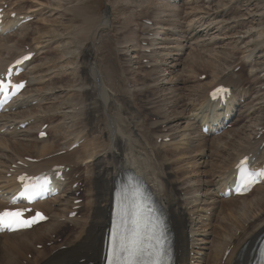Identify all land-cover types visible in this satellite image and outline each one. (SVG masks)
<instances>
[{
    "label": "rangeland",
    "instance_id": "rangeland-1",
    "mask_svg": "<svg viewBox=\"0 0 264 264\" xmlns=\"http://www.w3.org/2000/svg\"><path fill=\"white\" fill-rule=\"evenodd\" d=\"M5 1L21 13L35 14L34 21L25 25L24 30L19 29L20 31L13 32L10 36L0 38V46L6 44L7 49L13 46L15 51H18L16 47L27 45L30 46L31 51L37 53L35 62L29 65L24 75L30 83V88L19 102L23 104L28 99H36L37 105L0 119V128L25 119L33 120V124L24 131L0 136V178L9 165L24 157L43 158L40 162L42 163L66 156L68 160L66 164L70 163L68 165L74 167L70 176L75 180L80 179L84 184L80 189L81 195H86L85 192L83 193L87 191L85 179H88L87 182L90 184L88 191L91 193L92 180L90 179L93 177L94 161L96 158L105 157L107 153L113 151V148L112 141L105 137L99 125L94 123L97 128L95 132L88 133L85 129V111L88 108L93 109L95 106L93 104L96 102L100 104L97 98L86 101L80 97V93L88 89L82 86L79 75L82 66L79 55L86 47L83 56L87 55L94 61L95 66L93 62L89 63L90 66L95 69L97 67L99 85L103 88L104 97L107 95L110 97V99L107 98L106 103L113 100L112 97L117 91L123 95L127 92L123 96L125 98L123 102L125 104L129 102V112L139 113L144 108L141 111L146 115H142L138 123L153 137V142L146 143L145 147H154V143L159 146L157 151L163 157L161 165L162 167L166 165L168 168L166 170L171 173V180L175 184L185 218L192 225L188 230L192 234H187L188 243H197L195 250L202 251L200 252L202 255L197 256L189 253V258L201 259L204 253L208 252L203 248L210 247V240L218 241L217 236L225 234L222 231L218 232L217 227L215 231V226H220V229L230 227L226 226L230 222L223 220L224 214L228 213L226 209L223 214L210 210L216 205L213 204V199L221 200L216 195L218 184L223 179L220 172L227 174L230 165L227 160L234 156V150L237 149L240 153L245 152L243 149L251 144L256 147L252 141V135L255 132L252 124L264 126V0ZM158 3L164 5L161 11L158 10ZM171 8L180 14L174 15ZM86 17L92 18L96 23L88 29L87 35L80 36L78 33L86 25L83 24ZM148 20L151 24L146 23ZM100 21H103V24H100ZM113 28L115 31L112 33ZM109 33H112V36H108ZM137 40L138 43L142 41L137 44ZM109 42L112 43V47L107 46ZM7 49L2 55L8 59L13 53ZM193 51L200 52L206 60L210 56L211 63L205 60L209 62L208 67L192 68L189 65L188 54ZM207 51L212 53L209 55ZM115 54L117 60H115ZM108 55L117 65L113 86L107 82L106 74L100 73L101 69L105 71L106 63L103 57ZM6 63L8 64L7 61L2 60L3 65ZM2 64L1 67H3ZM84 64H87L86 61ZM222 65L224 66L221 67ZM233 66L239 70L227 68ZM228 72L234 75L233 83L238 84L235 114L229 123L233 125L234 130L229 135L216 136L218 141L215 140V143H212L211 140L214 139L212 136L203 138L197 134L198 123L197 120H193L191 114H197L200 117L203 106L199 104L202 103L207 90L204 88L221 83L219 77L227 76ZM199 74H205L202 76L207 78L204 86L200 85L204 84L205 80L200 81L199 77H196ZM238 75H242L241 79ZM93 88H97L95 84ZM202 91L203 94H199ZM240 95L243 97L240 98ZM148 101H151V104ZM194 103L196 105H193ZM114 105L118 108L119 104L116 102ZM204 105L209 108L207 100ZM213 108L212 106L211 110ZM119 111L120 114L112 111L111 113L114 114L109 118L114 121L118 114V117L125 119L121 109ZM47 118L51 119L46 120ZM238 120L241 122H237ZM36 121L49 125L46 130L49 138L45 140V143L34 142L39 124ZM250 129V135L252 134L249 139L250 144L246 143L247 138H244L243 144L242 138L246 133L247 137L249 136ZM106 130L111 131L112 124ZM133 130L138 132L135 127ZM230 130L231 128L227 131ZM240 131V138H235V141L238 140L242 142L241 144L237 141L235 148L230 147V143L224 144ZM160 135H168L167 139L170 140L157 143L155 138ZM74 139L83 141L80 148L58 157L44 159L67 150ZM124 141L123 147L127 148ZM161 145L163 146L160 147ZM138 146L142 149L135 157L132 154ZM202 146L206 148L201 149ZM145 150L135 142L132 151L127 150L125 154L140 158L145 155L143 154ZM42 154L45 155L42 157ZM89 154L92 157L84 161V155ZM147 154L150 156L149 153ZM150 158L152 159L151 156ZM54 162L59 161L54 160L50 163ZM105 163L107 164L108 161ZM132 170L136 171L134 168ZM149 173L151 174V171ZM261 198L264 199V189L257 191L244 203L242 200L234 202L236 208L233 209V215L242 221L240 229L248 225L241 217L243 204L251 205L258 200L261 201ZM83 201L79 215L65 223L68 230L73 229L75 225L85 224L86 217L89 215L87 212L89 203L85 201V197ZM56 204L58 203L49 204L47 208L56 210L58 215L65 214L62 204ZM217 207L221 206L218 204ZM63 222V217L54 216L49 226L44 228L46 234L41 230L42 237L47 235L46 238L41 239L42 241L26 235L29 241L36 242L32 243L29 251L24 244L21 246L22 251L19 246L14 248L16 253L21 251L20 256L18 255L19 264L31 261L36 252L45 250L51 253V243H55L57 248L61 245L60 248L63 249L61 240L64 235L60 233L54 237L55 235L50 234V230L54 228L50 224L63 225ZM210 225L217 236L213 234L214 237H210ZM10 252L8 251L9 254ZM212 252L215 255L211 254V259H214L217 251L212 250ZM188 264H194V262H188Z\"/></svg>",
    "mask_w": 264,
    "mask_h": 264
},
{
    "label": "bare ground",
    "instance_id": "bare-ground-1",
    "mask_svg": "<svg viewBox=\"0 0 264 264\" xmlns=\"http://www.w3.org/2000/svg\"><path fill=\"white\" fill-rule=\"evenodd\" d=\"M158 4H159L158 10L161 11L162 8L164 7V5L162 3H158ZM171 10L174 13V15L180 14V13H177L175 11V9H173V8H171ZM20 14H21V12H20ZM25 14L35 16V14H33V12H27ZM103 21H100L101 22L100 24H103ZM83 22H84L83 24H86V25L78 33V35H80V36L87 35L88 29H91L94 26V24L96 23V21H94L90 17H86L85 21H83ZM12 23L13 22L5 21L4 25H1V27H0V38L7 37V36H10L13 34V26L15 23L14 24H12ZM6 24H8L9 26H7ZM26 26H23L20 30H24L25 29L24 27H26ZM128 30H130V28ZM114 31H115V29L113 28L112 33ZM112 33H109L108 36H112ZM140 42L138 43V40H137V44H140ZM0 43H1V41H0ZM5 45L6 44H3L0 46L1 47L0 48V57H1L0 58L1 59L0 60V71L3 70V68L7 64L6 63L3 65L2 60L3 61L5 60L8 62L14 56H16L17 54H21L23 51V46H20V48L16 47L18 49V51H15V48L13 46H11L9 49H7L5 47ZM107 46L112 47V43L109 42V44ZM6 49L9 50V52L13 53L12 56L8 59L4 58L2 55L3 51H6ZM85 49H86V47L84 48V50H82L81 54L79 55V60L81 61V64H82V66L79 70V75H80V81H81L82 86L87 87L88 89L82 91L80 93L81 94L80 97H81V99L84 98L86 101L96 100V98H97L99 100V103H100L99 105L96 104L97 102L94 103L93 106L94 105L95 106L94 107L92 106L93 109L88 108L87 111H85V113H84L85 129H86V132H88V133L95 132L97 128L94 125V123L99 125L101 127L102 132L105 133V135H106L105 137H107V139L110 138L109 141H112V148H113L112 150L113 151L112 152L108 151L110 153H107L105 157L96 158L94 161V164L92 162L93 171H94V172H92L93 177H92V179H90V180H92L91 181L92 185H91V189H90L92 194L89 193V191H88V188H90L89 187L90 184H88V182H87L88 179H85L84 183L86 184V187H87V191H83V193L84 192L86 193L85 196L81 195L80 197H76L77 192L71 191V189H68L67 191H65V195H63L64 193L62 190L63 194L61 193L62 194L61 196H58L57 198H55L53 200L45 201V202L38 204V208L40 210H42L48 217L51 216L53 218V216H56L57 218H60V217L64 218L66 215H68L71 212L70 209L73 206V205H71V203H73V201H76V200H81L85 197V201H87L89 203V206L87 208V212H89L88 213L89 215H87V217H86L87 220H86L84 225H81V226L75 225V226H73V229H71V230L67 229V227L65 225L66 222H63L64 223L63 225L62 224H50V225H53L54 228L57 226L55 229L52 228L50 230V234L57 236L61 233L64 235L63 240H61V241L63 242L62 246L65 247V250H63V251L60 250L61 245L58 246V248H57L55 243H53L52 248H51V253H47V252H45V250L40 251V252H36L35 256H33L32 260L26 262V264H100L103 239L105 236V231L108 228L107 224L109 223V219H110V211H111V202H112L113 191L115 190L117 182L124 179V177L127 175H132L134 177H137L140 181L144 182L147 193L150 194L154 204L161 211V213L163 215L164 223L166 225V229L168 230V232L170 233V235L172 237V242H171L172 249H173V251H172L173 255H171V258H172L171 263L172 264H188V262H190V261H193L194 264H233V263H235V264H247L248 259H249V255L253 249L255 242L257 241V239L262 234H264V201H263L264 199L261 198V201L258 200V201H256V203H253L251 205L243 204V208L241 209V211H242L241 217L244 219L243 220L244 222L248 223V225L245 228L242 227L241 229H240V227H241L240 222H242V221L236 219L233 215V211H234L233 209L236 208V206L234 205V202L236 200H242L244 203V201H246L249 197H252L255 193H257V191L264 189V183L261 186L256 187L251 192V194H249L246 197H237L235 199L231 198L230 200L229 199L228 200L222 199L219 201L218 200L216 201L215 199H213L212 202H213V204H216V205L212 206L210 208V210H213L214 213L219 211L220 213L223 214L225 212V209H226V211L228 213L224 214L223 220H225V222H227V221L230 222L229 225H226L227 227L228 226H230V227L228 229L225 227L224 228L221 227L222 229H220V226L219 227L215 226V228H214L215 231H216V227H217L218 232L222 231L223 234L225 233L223 236L222 235L217 236V234H214L215 232H213V230H212V227H211L212 225H210V229H211L210 237L211 236L214 237L213 236V234H214L218 237L219 240L218 241H213L212 239L210 240V242H209L210 247L203 248L204 250L207 249L208 252L204 253V256L203 257L201 256L202 257L201 259L200 258H198L196 260H194V258L189 259V253H194V255L197 256V255H202V253H200L202 251L199 252V251L195 250L194 247L197 245V243H188L187 234H192V232H188V230L190 229V227L192 225H190V223L185 218L184 210L180 205L181 201L177 197V194H176L175 184L171 180L172 179L171 173L168 170H166V168H167L166 165L164 167H162V165H161L163 157L157 151L159 146H157V144L154 143L153 144L154 147H151V148L145 147L146 143L150 144V142H153L152 141L153 137H152L151 133H149L147 130L142 128L138 123V122H140L141 116L146 115L144 112L141 111L144 108L141 109L139 111V113L129 112V109H130V106L128 105L129 102L127 101L128 104H125L123 102V99H125L123 96H125V94L127 92H124V95H123L119 91H117L115 93V95L112 97L113 100L110 102L108 101L109 103H106L107 98L110 99V97L108 95L104 97L103 88L99 85V80H98L99 73L96 70L97 67L95 69L93 66L89 65L90 62L94 63V61L91 58H89L87 55L83 56V52H85ZM207 53L209 54L212 52L207 51ZM107 54H108V51H107L106 55ZM109 55H108V57L107 56L103 57L105 59L104 63H106L104 65L105 71H103L101 69L100 73L101 74L105 73L107 76V82L110 83L111 86H113V82H115V80H116L115 74H116L117 65H116L115 61H113L111 59L112 57L109 58ZM188 55H189L188 56V63H189V65H191L192 68L208 67L209 62H210L209 61L210 56L206 60L205 58L202 57L200 52H196V51H193V52L189 53ZM213 56H215V55H213ZM116 57H117V55L115 54V60H117ZM214 58H216V57H214ZM205 60L209 61V62H206ZM85 61L87 63L86 65L84 64ZM1 64L3 67H1ZM94 66H95V63H94ZM223 66L224 65H222L221 67H223ZM26 68H27V66H26ZM227 68L230 70H233L235 68V66L227 67ZM102 71H103V73H102ZM202 75H205V74H199L196 77H200ZM238 77H240V79H241L242 75H238ZM219 78L223 83H226V85H233L234 87L236 85H238V84L233 83V81H232L234 76L232 78H223V77H219ZM206 80H207V78L205 79L204 84H201L200 86H204L206 84ZM94 84L97 88H93ZM217 84L218 83H215L214 86H212L210 88H207V87L204 88L207 90H205L203 99L201 101L202 103L199 104L201 107L203 106V108L199 114L200 117L197 114H193V113L191 114V116H193V120L194 121L197 120V123H198V126H197L198 133L197 134L203 138H204V135L201 132L202 126L211 124V126L208 129V134H211V132H214V131L223 130L222 125H223V122L225 121V118H222L221 116H223L224 114L222 115V114L214 113V112H216V109L213 108L212 112L208 115L207 109H211L212 106L209 105V108H207L204 105V102L207 100L206 92L208 90H211L212 88H214L215 85H217ZM89 86H91V88ZM26 93H24V94H26ZM199 94H203V91L200 92ZM116 102L119 104L118 108H116V106L114 105ZM231 102H233V101L231 100ZM148 103L151 104V101H148ZM85 105L87 106V104H85ZM193 105H196V104L194 103ZM120 109H121L122 113L124 114L125 119L120 118V116L118 117V114H117V119L114 121L112 120V118L111 119L109 118L111 115H113L115 113V111H117L120 114L121 113L119 111ZM112 111L114 113H111ZM138 114H139V118H138ZM101 116H102V118H101ZM187 117L189 118L190 115ZM99 118H101L100 121H98ZM137 118L139 121L137 120ZM50 119L51 118H47L46 120H50ZM134 121H136V123ZM238 122H241V121L239 120ZM110 124H112V130L111 131L106 130V128H108ZM39 126H41L40 123L38 124V127ZM131 126L133 128L135 127V129L138 130V132L137 131L134 132V130H133V128H131ZM257 126H259V125L255 124V123L252 124V127H254V130L256 129ZM85 129H84V131H85ZM232 130H234V129L231 128L230 131L222 133V135H229L230 132H233ZM252 130H253V128H252ZM254 130L252 132H254ZM250 132H251V129L249 131L248 137H247V135H248L247 133L245 135L243 134L244 135V137L242 138L243 144L245 143L244 138H247L246 143L247 144L249 143V139L252 135V134L250 135ZM240 133H241V131L236 132V134H235L236 136L234 134H232V135H234V137L231 136L230 140L227 142H224V144L230 143V147L235 148V144H237L239 142L238 140H237L238 142L235 141V138H238L240 136ZM36 135H37V133H36ZM36 135H35V138H36ZM167 136L168 135L157 136L155 138V141L158 137H167ZM252 137H253V135H252ZM212 138H214L211 140L212 143H215V140L218 141V139H216L217 137L212 136ZM77 140H79V139H74L72 144ZM123 140H125L124 142H125L127 148L123 147ZM1 141H3V140H1ZM200 141H202V139H200ZM34 142H36L37 144L45 143V141L38 142L35 139H34ZM135 142H137L141 147H143L144 150L146 149L145 150L146 152L143 153V154H145L144 155L145 157L144 156L140 157L138 155L140 158H135V157H137L136 156L137 153H139L138 151L140 149H142L139 146L137 149H135L136 153L133 152V154H132L135 157L125 154V152L127 150L132 151V147H134ZM212 143H211V145H212ZM239 143L241 144L242 142H239ZM202 144H204V143H202ZM256 144L258 146L259 142ZM162 146L163 145H161L160 147H162ZM205 148H206V146H202L201 149H205ZM224 148H225V146H224ZM226 150H228V149H226ZM244 150H245V152H247L249 150V147H246L245 149H243V151ZM234 151H235L234 156L229 157L227 160L228 164L232 165L233 161H235L237 158L239 159L244 154V152L238 153L237 149ZM43 152H44V150H43ZM122 153L125 155H123ZM140 153H142V152H140ZM147 153L150 154V156L152 157L153 160L150 158V156ZM44 155L45 154H42L41 156L43 157ZM84 156H85L84 161H86V160L90 159V157H92V155H90V154L84 155ZM65 157L54 159V160L59 161V162H54L52 164L50 162H52L54 160H51L50 162L47 161V162H42V163L34 165V166H30L29 170L34 169L35 172L33 174H38L43 169L45 170L54 164H57V163L61 164L64 162L67 163L66 161H68V160H66ZM154 157H155V159H154ZM33 159H34V157H33ZM105 161H108V163L106 164ZM68 164H70V163H68ZM231 165H230V167H231ZM153 166H154V168L152 169ZM91 167H92V165H91ZM230 167H228V168H230ZM133 168L136 171H133L132 170ZM150 171H151V174L149 173ZM220 174L223 177L225 175V179L223 180L224 184L221 183V184H223V187H224L230 181V176L226 175L223 171H221ZM80 183H81V181L78 180V184H80ZM14 185H15V176H13L12 180L11 179L8 180L6 185L4 184V185L0 186L1 194L3 195L5 193V191L7 190V188L13 187ZM80 187H82V186H80ZM262 201H263V204H262ZM51 202L58 203L56 205L62 204V207L64 208L65 214L58 215L57 214L58 212L56 210L47 209V206ZM83 203H84V201L81 204H83ZM218 204L221 207H217ZM223 204H225V206ZM204 211H206V210H204ZM202 218H203V216H202ZM47 226H49V222H47L46 224H43V225L42 224L38 225L36 228H33L30 231L15 233V234H4V235L1 234V236H0V264H19L18 255L21 254V251L23 248V247L21 248L22 244H24L26 246V249H28V251H29L30 248L32 247L31 246L32 243L36 242V241H29L27 239L26 235H30L29 237L37 238L39 241H42L41 239L46 238L47 235H44L42 237L40 234L45 232L44 228H46ZM234 229H236V230H235L234 234H232V231ZM56 230H58V232H56ZM237 232H239V234L235 235ZM37 234H38V236H36ZM45 234H46V232H45ZM59 238H60V236H59ZM16 239H19V240L17 241ZM19 241L21 243H19ZM190 244H191V250H188V248L190 247ZM17 246H19L21 248V251L18 253H16L14 251V248ZM228 247H232V250L230 251L229 256L227 257L225 262L222 263L223 253L225 252V250ZM219 248H222V249L219 250ZM212 250H215V252L217 251L216 257L214 259H211V254L215 255V253H213ZM8 251H11L10 254L8 253ZM14 253L17 255H15Z\"/></svg>",
    "mask_w": 264,
    "mask_h": 264
},
{
    "label": "snow or ice",
    "instance_id": "snow-or-ice-1",
    "mask_svg": "<svg viewBox=\"0 0 264 264\" xmlns=\"http://www.w3.org/2000/svg\"><path fill=\"white\" fill-rule=\"evenodd\" d=\"M28 59L30 56H25L17 60L16 64L21 65ZM23 87V83L13 84L11 80L0 79V95L6 99L18 93ZM227 91L223 88L218 89L212 94V98L223 99ZM246 163L247 158L241 161L238 171H241V187L250 190L258 178H264V171L249 172L245 168ZM19 179L23 184V191L18 199L29 204L34 202L41 193L49 190L50 180L47 175L35 178L21 176ZM16 202L17 200L13 201V203ZM28 211L31 209L16 208L0 211V232L19 231L45 219L39 212L27 218ZM106 260L107 264H171V250L161 222L145 217L138 199L129 204L127 195L122 198L120 222L114 225L110 234Z\"/></svg>",
    "mask_w": 264,
    "mask_h": 264
}]
</instances>
